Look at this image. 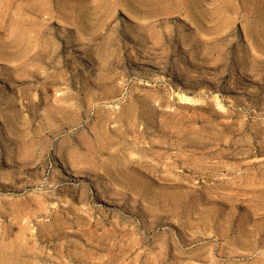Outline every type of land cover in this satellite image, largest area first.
<instances>
[{
  "label": "rangeland",
  "instance_id": "374dc122",
  "mask_svg": "<svg viewBox=\"0 0 264 264\" xmlns=\"http://www.w3.org/2000/svg\"><path fill=\"white\" fill-rule=\"evenodd\" d=\"M0 264H264V0H0Z\"/></svg>",
  "mask_w": 264,
  "mask_h": 264
}]
</instances>
